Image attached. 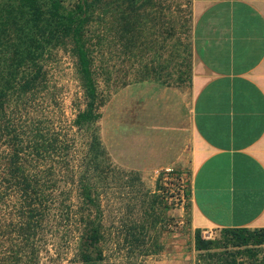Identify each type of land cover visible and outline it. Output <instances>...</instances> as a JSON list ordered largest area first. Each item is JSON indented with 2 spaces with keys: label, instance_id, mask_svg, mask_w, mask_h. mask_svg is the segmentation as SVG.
I'll return each mask as SVG.
<instances>
[{
  "label": "trees",
  "instance_id": "trees-1",
  "mask_svg": "<svg viewBox=\"0 0 264 264\" xmlns=\"http://www.w3.org/2000/svg\"><path fill=\"white\" fill-rule=\"evenodd\" d=\"M140 1L0 0V264H53L67 252L68 264H109L111 256L131 264L163 250L164 187L149 189L138 170L113 162L96 126L85 159L74 157L69 134L97 121L115 81L170 74L169 60L156 67L145 59ZM116 45L126 56L134 48L129 78L114 77ZM51 48L69 54L81 89L84 105L68 121L44 65ZM191 52L188 40L179 78L189 75ZM192 241L195 264H264V226H221L212 237L195 227Z\"/></svg>",
  "mask_w": 264,
  "mask_h": 264
},
{
  "label": "crops",
  "instance_id": "crops-1",
  "mask_svg": "<svg viewBox=\"0 0 264 264\" xmlns=\"http://www.w3.org/2000/svg\"><path fill=\"white\" fill-rule=\"evenodd\" d=\"M190 10L189 86L127 83L136 128L126 153L137 164L184 162L192 232L264 226V0H191Z\"/></svg>",
  "mask_w": 264,
  "mask_h": 264
},
{
  "label": "rangeland",
  "instance_id": "rangeland-1",
  "mask_svg": "<svg viewBox=\"0 0 264 264\" xmlns=\"http://www.w3.org/2000/svg\"><path fill=\"white\" fill-rule=\"evenodd\" d=\"M139 4L140 10L146 16L144 22L145 59H148L156 67L165 62V59L169 60L170 74L164 77V81L160 82L178 86L182 89L188 88L191 75V57L189 75H181V78H179L178 71L182 67L180 62L182 60L183 44L191 40V0H141ZM119 48L118 45L114 47L110 59V63H113V74L114 77H120L127 72L128 75L125 78H129L136 67V59L132 54L134 48L130 47L127 56ZM45 53L44 65L48 77L59 89L58 97L61 102V109L64 112L66 121H68L74 116L76 110L84 105L72 59L67 52L59 48H51L50 51ZM118 84L119 82L115 81V90L109 94L107 100L98 108L100 115L96 122L87 126L82 125V127L71 126L69 134L75 142L74 157L81 160L90 155L87 150L92 138L93 127L96 126V131L113 162L125 169L138 170L143 184L149 189H154L156 183L164 187L160 190L163 192L166 201L162 211L165 219L169 222L168 229L164 231L162 236L164 248L157 254L134 258L131 264H155V260L166 258L182 259L195 264L196 251L193 249L192 231L189 228L188 214L185 208V203L189 197L187 167L182 165L184 162H175L166 166L164 163L161 165V162L155 161L139 162L138 164L129 161L125 150L127 134L133 129V126L135 128L136 126L134 121L129 119L126 107L127 83L124 85ZM171 169L177 171L176 174L172 173ZM163 171H168L169 174H165ZM122 190V187L118 188L113 194L115 197L111 200L109 206L112 212L108 213V219L114 213V208L121 205L120 196L117 200L115 199ZM211 233L201 232L204 237H212L216 235L217 231L215 234ZM70 255L71 253L67 252V256H61L53 264H68L67 259ZM108 263L121 264V259L118 256H111Z\"/></svg>",
  "mask_w": 264,
  "mask_h": 264
}]
</instances>
